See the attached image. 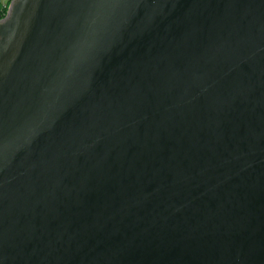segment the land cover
<instances>
[{
	"label": "water",
	"instance_id": "water-1",
	"mask_svg": "<svg viewBox=\"0 0 264 264\" xmlns=\"http://www.w3.org/2000/svg\"><path fill=\"white\" fill-rule=\"evenodd\" d=\"M0 264H264V0H13Z\"/></svg>",
	"mask_w": 264,
	"mask_h": 264
},
{
	"label": "trees",
	"instance_id": "trees-1",
	"mask_svg": "<svg viewBox=\"0 0 264 264\" xmlns=\"http://www.w3.org/2000/svg\"><path fill=\"white\" fill-rule=\"evenodd\" d=\"M13 0H8L6 4L0 3V21L4 19L8 13L9 6Z\"/></svg>",
	"mask_w": 264,
	"mask_h": 264
},
{
	"label": "crops",
	"instance_id": "crops-1",
	"mask_svg": "<svg viewBox=\"0 0 264 264\" xmlns=\"http://www.w3.org/2000/svg\"><path fill=\"white\" fill-rule=\"evenodd\" d=\"M8 0H0V3L6 4Z\"/></svg>",
	"mask_w": 264,
	"mask_h": 264
}]
</instances>
